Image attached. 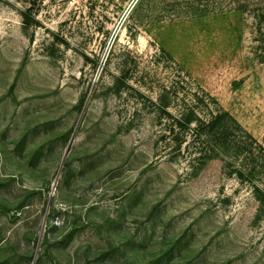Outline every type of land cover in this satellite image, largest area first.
I'll return each mask as SVG.
<instances>
[{"label":"rangeland","instance_id":"rangeland-1","mask_svg":"<svg viewBox=\"0 0 264 264\" xmlns=\"http://www.w3.org/2000/svg\"><path fill=\"white\" fill-rule=\"evenodd\" d=\"M255 184L264 0H0V264H264Z\"/></svg>","mask_w":264,"mask_h":264},{"label":"trees","instance_id":"trees-1","mask_svg":"<svg viewBox=\"0 0 264 264\" xmlns=\"http://www.w3.org/2000/svg\"><path fill=\"white\" fill-rule=\"evenodd\" d=\"M23 15L25 17V21L29 22L27 13L23 12ZM227 117L232 119L230 114L227 111H224L218 112L210 120H202L200 118H196L199 121V124L196 127L197 134H199L200 137H203V140L206 142L208 147H211L209 149H212L216 155H220V153H222L223 151H230L232 149L234 150V147H236L239 154L237 153L235 156H233L234 158L240 157V159H242L241 157H245L246 153H249L250 155L252 153L257 154L255 155V157L257 158L258 153L263 150V147L261 145H258L259 143L250 134L247 136L237 135L236 131L232 130L231 126L229 125ZM194 120L195 118L193 114H187L184 118H182V120L179 121V124L182 126L189 125ZM233 121L235 120L233 119ZM254 144L257 148H254ZM255 149H258V151L254 152ZM247 170L248 169H245V166L236 168V172L238 173V175L242 178H245V176L249 173L250 175H253L256 167H252L251 169H249V171ZM254 188L256 190V193H258V199L264 202V198H261V196L264 195L263 188L258 184H255Z\"/></svg>","mask_w":264,"mask_h":264}]
</instances>
